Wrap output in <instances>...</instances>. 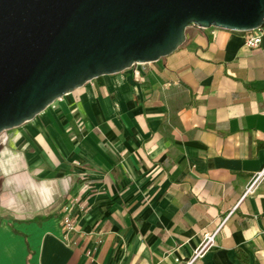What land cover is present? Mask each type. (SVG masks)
I'll list each match as a JSON object with an SVG mask.
<instances>
[{
	"label": "crops",
	"instance_id": "1",
	"mask_svg": "<svg viewBox=\"0 0 264 264\" xmlns=\"http://www.w3.org/2000/svg\"><path fill=\"white\" fill-rule=\"evenodd\" d=\"M263 166L264 35L189 27L0 133V264H264Z\"/></svg>",
	"mask_w": 264,
	"mask_h": 264
},
{
	"label": "water",
	"instance_id": "2",
	"mask_svg": "<svg viewBox=\"0 0 264 264\" xmlns=\"http://www.w3.org/2000/svg\"><path fill=\"white\" fill-rule=\"evenodd\" d=\"M263 25L264 0H0V133L90 80L169 55L188 27Z\"/></svg>",
	"mask_w": 264,
	"mask_h": 264
},
{
	"label": "built area",
	"instance_id": "3",
	"mask_svg": "<svg viewBox=\"0 0 264 264\" xmlns=\"http://www.w3.org/2000/svg\"><path fill=\"white\" fill-rule=\"evenodd\" d=\"M244 33L246 45L249 47H257L261 42L262 36L264 35V25ZM50 105H53V103ZM263 178L264 166L251 175L241 197L243 198L247 194L253 193ZM76 203L77 199L75 196H73L62 205L61 224L65 232V236L76 229L75 218L71 214L72 208L76 205ZM217 231L218 230L211 234L204 235L200 246L195 250L194 257L199 255L204 248L209 247L214 243Z\"/></svg>",
	"mask_w": 264,
	"mask_h": 264
},
{
	"label": "trees",
	"instance_id": "4",
	"mask_svg": "<svg viewBox=\"0 0 264 264\" xmlns=\"http://www.w3.org/2000/svg\"><path fill=\"white\" fill-rule=\"evenodd\" d=\"M237 255H238V257H239V258H241V259L245 260V258H242V257H241L239 254H237Z\"/></svg>",
	"mask_w": 264,
	"mask_h": 264
},
{
	"label": "rangeland",
	"instance_id": "5",
	"mask_svg": "<svg viewBox=\"0 0 264 264\" xmlns=\"http://www.w3.org/2000/svg\"><path fill=\"white\" fill-rule=\"evenodd\" d=\"M189 28V27H188ZM188 30H190V29H188Z\"/></svg>",
	"mask_w": 264,
	"mask_h": 264
}]
</instances>
